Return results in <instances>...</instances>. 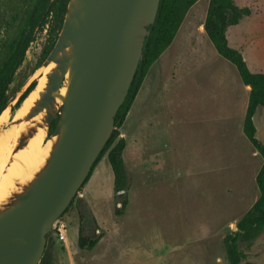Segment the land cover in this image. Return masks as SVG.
Segmentation results:
<instances>
[{
    "label": "rangeland",
    "instance_id": "1",
    "mask_svg": "<svg viewBox=\"0 0 264 264\" xmlns=\"http://www.w3.org/2000/svg\"><path fill=\"white\" fill-rule=\"evenodd\" d=\"M208 1L198 0L188 10L172 41L177 53L174 61L180 63L175 67V81L169 66L160 82L154 79L152 93L145 97L150 78L157 75L155 65L130 106L127 131L138 122V105L143 101L161 111L155 151L146 158L148 170L142 178L133 175L123 196L113 197L107 192L109 163L100 160L96 166H103L99 171L104 169V173L94 182L100 196L93 202L99 223L91 216L82 188L62 216L67 224L66 242L49 233V264H228L223 239L258 197L255 176L262 159L241 129L248 93L234 66L203 33ZM233 1L238 7H248L250 15L227 29L228 45L240 51L250 72L264 73V0ZM43 29L9 86L10 116L17 97L35 81L37 61L51 43L49 28ZM7 35L1 25L0 54ZM168 57L165 53L162 60L166 63ZM253 124L256 138L264 144V107L257 108ZM8 129L2 126L0 136ZM134 137L138 140V125L129 136ZM132 142L125 155L129 159L135 153L138 158V142ZM124 197L127 205L116 216L114 210L121 207ZM80 223L83 236L98 238L90 250L78 248ZM239 247L245 261L264 264V231L252 245L239 243Z\"/></svg>",
    "mask_w": 264,
    "mask_h": 264
},
{
    "label": "water",
    "instance_id": "2",
    "mask_svg": "<svg viewBox=\"0 0 264 264\" xmlns=\"http://www.w3.org/2000/svg\"><path fill=\"white\" fill-rule=\"evenodd\" d=\"M159 1H68L58 37L34 71L54 64L45 76V88L16 122L42 114L36 128H45L49 135L57 119L49 135L56 139L34 178L0 206V264H39L47 235L78 194L113 132L115 116L142 62ZM36 128L20 134L14 153Z\"/></svg>",
    "mask_w": 264,
    "mask_h": 264
},
{
    "label": "trees",
    "instance_id": "3",
    "mask_svg": "<svg viewBox=\"0 0 264 264\" xmlns=\"http://www.w3.org/2000/svg\"><path fill=\"white\" fill-rule=\"evenodd\" d=\"M69 0H17V7L8 5V14L1 22L6 30L11 26L19 24V31L13 38L8 37L1 44L0 54V114L8 106L7 92L12 83L14 74L24 60L25 53L35 39V34L41 31L42 27L49 22L48 33L52 36L50 45L43 52L42 57L37 61L34 71L42 64L51 51L64 20ZM198 0H160L154 24L146 40L142 62L138 65L128 93L120 106L115 119L114 129L107 140L102 151L94 161L91 171L83 186L90 179L92 172L99 161L106 155L107 161L113 173L114 197L123 196L127 188V176L122 161V152L125 148L124 139L120 138V128L132 105L142 82L151 65L162 55L172 43L183 19L188 10ZM250 15L248 7H238L233 0H209L203 31L216 52L236 69L238 76L244 86H250L248 102L243 119L242 132L254 151L261 157L262 164L255 176V183L258 188V197L251 207L237 221V231H230L223 239L225 259L228 264H255L245 261V255L240 250L239 243H246L248 246L264 231V144L255 136L256 129L253 124V117L258 107H264V73H252L248 69L242 54L231 48L226 39V31L229 27L239 24L240 20ZM3 17L0 14V18ZM1 21V20H0ZM35 82L29 83L25 90L18 96L12 116L20 106L21 102L35 87ZM57 119L51 125L49 135L53 132ZM80 188V190L83 188ZM79 190V191H80ZM76 197V196H75ZM74 199L70 202L66 214L72 206ZM127 205L125 197L121 207L114 210L116 216H121ZM61 216V219H62ZM63 220V219H62ZM46 245L39 264H49L47 251L50 245L49 234L46 237ZM98 242V238L85 237L82 234V225L78 224V248L83 250L92 249Z\"/></svg>",
    "mask_w": 264,
    "mask_h": 264
},
{
    "label": "bare ground",
    "instance_id": "4",
    "mask_svg": "<svg viewBox=\"0 0 264 264\" xmlns=\"http://www.w3.org/2000/svg\"><path fill=\"white\" fill-rule=\"evenodd\" d=\"M53 67L54 64H50L47 68H39L37 75L33 77L36 83L34 89L24 98L13 116L9 115L8 108L0 114V126L6 125L9 128L5 134L2 133L3 135L0 136V206L4 205L13 194L20 192L34 178L44 166L50 148L56 139V137H49L45 128H36V123H40L42 114L30 121L16 123L24 118L39 99V94L45 88V76ZM65 84L60 90L61 95L65 94ZM57 104H61L59 99ZM29 128H36L33 136L28 139L22 149L16 153L12 152L20 134L25 133Z\"/></svg>",
    "mask_w": 264,
    "mask_h": 264
},
{
    "label": "crops",
    "instance_id": "5",
    "mask_svg": "<svg viewBox=\"0 0 264 264\" xmlns=\"http://www.w3.org/2000/svg\"><path fill=\"white\" fill-rule=\"evenodd\" d=\"M179 45L180 44H178L177 47ZM175 48L176 47L174 46V43H171L169 48H167V50H165L162 53V55L149 68V70H148V72H147V74H146V76L142 82L141 87H143L145 85V82L148 81V78H149L148 73L151 70V68L154 67L155 65H157L156 69H155L156 70L155 74H157V75H154V76H152V78H150V81H149L147 88H146V91H145V95H146L145 97H148L149 94L151 95L153 85L156 83L154 79H158V81L160 82V80L162 79V71H165V69L168 68L169 66H171L168 68L171 72L170 75L172 77V80L175 81V79H176V75H175L176 68L175 67H176V64L180 65V63H177L176 61H174V57H175V55H177L176 51L173 50ZM165 53H168V55H169L166 63L164 62V60H162V56ZM164 63H165V65H164ZM242 87H243V90L245 89L244 90L245 92L246 91H247V93L249 92V89L246 86H244L243 83H242ZM139 91H140V89H139ZM139 91L137 93L138 95H139ZM152 97H153V95H152ZM147 100H148V98H147ZM247 102H248V99H247ZM247 102L244 106L245 111H246V107H247ZM152 106L153 105H151V103H147V101L146 102L143 101L142 103H140L138 105V122L134 123V125L130 129H128V131L125 128L126 118L128 116V113H127L125 120L123 122L122 128H121V131H120L119 137L124 139V141H125V148L122 152V159H123L124 170H125V173L127 176V188H126V190L129 189L131 186V179H132L133 175H135L136 177L138 176V178L139 177L142 178V175H144V173L148 170L147 169L148 164L146 162V158L148 157L149 154H152L155 151L154 150L155 149L154 144L156 141L155 139L157 138V134L159 133L157 130V125H158L157 123H158L159 119L160 120L162 119V117L159 116V112H161L159 110V107H157V106L152 107ZM136 125H138V140L135 137H134V139L129 138L130 134L135 131ZM242 125H243V122H242ZM241 129H242V126H241ZM162 133L164 134V132H162ZM165 134H167V131L165 132ZM130 139L133 140L132 144H137V142H138V158L136 156V153L132 154V155L130 154L131 155L130 159H129V156L125 157L126 151H128V148L130 145V143H129ZM102 159L105 160L107 158L105 156ZM144 162H146V163H144ZM102 167L103 166H101L100 168H102ZM100 168L97 169V166L95 167V169L92 172L90 179L88 180L87 184L83 187V198L85 199V202L89 207V210H90V213H91L93 220L97 224L99 222L96 219L97 218V212L94 210V207H93L94 203L93 202L99 198L100 194L98 193V191L96 189L98 184H94V182L97 181L99 174L104 173V169L99 171ZM106 176H107V179L110 183V187H108L107 192L111 191L112 196L114 197V194H113V173H112L110 165L108 167V174H106Z\"/></svg>",
    "mask_w": 264,
    "mask_h": 264
},
{
    "label": "flooded vegetation",
    "instance_id": "6",
    "mask_svg": "<svg viewBox=\"0 0 264 264\" xmlns=\"http://www.w3.org/2000/svg\"><path fill=\"white\" fill-rule=\"evenodd\" d=\"M10 4H12V6H15V7H17L18 5H17V0H0V7H2V9L0 10L1 12H0V14H2V16L3 17H1L0 18V26L2 25L3 26V28H4V30H5V32L7 31L6 30V28H5V25L2 23L1 24V22H2V20L4 19V18H6L5 17V15H7L8 14V11H6V8L8 7V5H10ZM18 8H19V6L15 9V10H18ZM48 19H50L51 20V16L50 17H48ZM50 20H48V22L42 27V29L44 28V27H47V28H49V22H50ZM15 28H14V31L13 32H11V27L8 29V35L10 36V38H13V37H15L16 35H17V33H18V31H19V24H17L16 26H14ZM41 29V30H42ZM44 30V29H43ZM37 34V33H36ZM36 34H35V36H36ZM8 35H7V37H8ZM6 37V38H7ZM5 38V39H6ZM5 39H4V41H5ZM3 41V42H4ZM2 42V43H3ZM1 43V44H2ZM31 45V44H30ZM29 48V47H28ZM28 50V49H27ZM27 52V51H26ZM26 54V53H25ZM25 58V57H24ZM24 61V60H23ZM22 64V63H21Z\"/></svg>",
    "mask_w": 264,
    "mask_h": 264
},
{
    "label": "built area",
    "instance_id": "7",
    "mask_svg": "<svg viewBox=\"0 0 264 264\" xmlns=\"http://www.w3.org/2000/svg\"><path fill=\"white\" fill-rule=\"evenodd\" d=\"M98 233V231H97ZM53 234L57 241L65 243L67 240V224L61 218L53 225Z\"/></svg>",
    "mask_w": 264,
    "mask_h": 264
}]
</instances>
